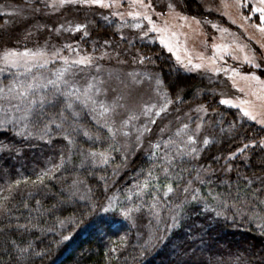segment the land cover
<instances>
[{
	"label": "trees",
	"instance_id": "1",
	"mask_svg": "<svg viewBox=\"0 0 264 264\" xmlns=\"http://www.w3.org/2000/svg\"><path fill=\"white\" fill-rule=\"evenodd\" d=\"M183 3L197 16L191 0ZM110 27L99 24L103 34ZM163 64L165 78L167 72L177 83L189 81L171 93L175 106L195 99L194 91L207 83L205 77L198 80ZM9 75L1 78L2 85ZM63 99L30 112L28 102L0 109V202L6 205L0 212V264H264V150L246 149L245 160L239 154L229 160L230 175L219 173L227 154L264 136L262 126L248 119L238 123L242 113L221 106L212 140L194 165L175 158L166 176L153 167L162 154L150 152L134 158L118 176L114 167L122 165L120 149L107 128L83 101L73 97V108L67 109ZM61 110L66 119L59 116ZM85 130L101 139H88ZM69 134L74 144L64 138ZM90 151L106 153L107 163L99 157L85 160L81 153ZM61 158L62 166L33 186L31 173L49 160L52 170ZM200 166L210 172L200 182L192 180L193 191L185 194ZM149 169L158 179L148 178ZM146 178L150 183L144 188ZM16 180L22 183L10 189ZM166 185L173 189L167 196ZM177 204L182 208L175 209Z\"/></svg>",
	"mask_w": 264,
	"mask_h": 264
},
{
	"label": "rangeland",
	"instance_id": "2",
	"mask_svg": "<svg viewBox=\"0 0 264 264\" xmlns=\"http://www.w3.org/2000/svg\"><path fill=\"white\" fill-rule=\"evenodd\" d=\"M109 2L110 0H105V3ZM169 2H178L176 12L192 17L183 0H151L153 5L151 10L137 8L135 5L130 7V0H119V6L114 5L110 8L79 4L53 7V0H0V57L8 49L16 51L42 49L51 57L44 67L28 69L24 66L11 67L0 60V80L12 72L5 85L0 83V89H4L3 98H0V109L28 102V98H32L31 95L26 98L18 95L23 88L34 81L43 83L42 78H54L53 73L65 68L63 59L51 55L52 52L59 50L60 56L66 57L69 65H72L71 70L76 73L74 79L81 94L87 83L91 82L101 89L99 94L93 90L91 95L94 99L106 104L116 101L124 105V107H116L115 113L110 116L109 122H114V128L120 129L121 122L133 113L140 117L123 129L129 133L128 136L117 131L115 139L112 138L120 149L122 159V165L117 169L114 167L118 176L128 169L134 158L145 156L150 152L163 156L165 142L169 139L179 142L180 138L176 136V132L185 123L189 125V131L195 129L196 124L201 125L197 143L194 145L197 152L191 155H179L176 158H186L194 165L199 161L202 149L206 146L202 142L203 138H207L209 143L212 140L214 126L219 118L217 108L223 106L239 110L237 107L221 104V99H230L234 103L250 100L259 109L262 101L257 99V96L264 95V91H261L262 85L256 81H246L242 77L255 75L264 81V47L261 46L264 45V33H261L257 27L259 14L250 11L248 7L236 8L233 0H224L227 7L222 6L221 0H191V3L195 4L193 13H197L196 19L201 21L199 25L191 20H180L175 14H170L167 8ZM250 2L255 6L258 0H250ZM145 3H148V0H145ZM129 11H148L157 28L164 29L167 25L168 30L152 31L150 30L152 26L147 20L142 17L133 18L128 15ZM245 16L248 19H245ZM77 24H83L86 28L76 31ZM99 24H112L114 28L110 27L108 34H103ZM136 24L140 27H135ZM85 31L87 35L84 34ZM145 32L147 35L144 34ZM162 39L165 43H161ZM166 44L172 46L171 52ZM214 45L227 46L228 50L218 51ZM238 45L244 48L243 52L238 49ZM245 54L249 58L254 56V64L244 60ZM233 55L239 58L233 59ZM81 57H91L92 63L87 67L72 64V61ZM177 57L180 59L177 60ZM212 57H215L214 65L209 64V58ZM189 60L191 63H188ZM163 63L178 69L181 73L193 75L198 80L205 77L208 84L204 82L206 89L204 87L195 90L193 94L195 99L184 106L178 107L172 102L168 105L167 111L159 117L145 116L142 114L145 106L159 107L165 102L163 98L165 93L168 99H171V93L179 89L176 88L177 84L184 85L189 82L188 78H179L177 83V80L175 82L174 78L168 77L167 72L165 78ZM199 63H203L204 67L195 68L194 65ZM256 64L259 67L254 66ZM213 66L221 68L222 71L213 72L211 70ZM78 69L85 70L78 71ZM232 69L240 74L234 77L235 86L233 79L230 78L233 76ZM157 80L161 83L157 84ZM10 87L14 89L11 94L8 92ZM253 92L257 95H252ZM208 96L210 98H207ZM79 101H84L83 95ZM86 105L92 110L93 106L90 102ZM201 106L207 111H197ZM149 118L154 119L156 123L149 124ZM244 118L246 117L243 114L237 117L238 123L248 119ZM226 122L232 125L230 120ZM145 124L152 131L146 133L138 145L135 139L136 130ZM183 139L186 140V137ZM156 143L161 144V149L156 150L152 147ZM170 151L175 152V146ZM234 153L239 154L240 160H245V154L237 153V149L231 151L225 156L219 171L221 175L232 173L228 170L232 168L228 162L234 157ZM49 163L50 160L38 172L36 170L31 173L35 174L29 179L36 180L43 171L49 170L51 167L47 166ZM209 172L208 167L200 166L190 180L200 182ZM198 173L200 179H197ZM185 187L188 188V192L184 191L185 194L191 193L194 188L189 182Z\"/></svg>",
	"mask_w": 264,
	"mask_h": 264
},
{
	"label": "snow or ice",
	"instance_id": "3",
	"mask_svg": "<svg viewBox=\"0 0 264 264\" xmlns=\"http://www.w3.org/2000/svg\"><path fill=\"white\" fill-rule=\"evenodd\" d=\"M233 2H234V6L238 9H243L245 7H248L250 11L257 12L259 14L258 16L259 24L257 25V27L261 33H264V0H258V3L255 6L251 4L250 0H233ZM185 3H187V0H185ZM65 4H79L81 6L99 5L101 7L110 8V7H113L114 5L119 6V0H110L109 3H105V0H53L52 6L55 7L59 5L62 7ZM221 4L222 6L227 7V5L224 4V0H221ZM133 5H135L137 8H142V9H147V10H151L153 8L151 0H148V3H145V0H130L129 6L131 7ZM178 6H179L178 2L176 3L169 2L167 4L169 13L175 14V16L179 18L180 20H184V21L191 20L195 22L196 25H199L201 23V21L196 19L195 16L189 17L186 15H183L180 12H176V8ZM210 10L211 9H209V11ZM113 14L118 15V13H113ZM128 15L133 18L142 17L143 19L147 20L149 25L152 26L150 29L152 31H167L168 30L167 25L165 26L164 29L157 28V26L153 24L151 16L148 15V11H143V12L129 11ZM244 18L248 19L247 16H245ZM232 22L235 23V21H232ZM134 26L140 27L139 24H136ZM213 27H216V25H213ZM84 28H86V26L83 24L75 25L76 31H79ZM222 31L226 32L227 29H222ZM84 34L87 35V32L85 31ZM144 34L147 35V32H145ZM161 43H165V41L162 39ZM165 46L168 47V50L170 52L173 50L170 44H166ZM261 46L264 47V45H261ZM67 47L70 48V46H67ZM214 47H217L218 51L228 50L227 46L214 45ZM237 47L241 52L244 51L243 47L239 45ZM51 55L54 57L63 59L66 67L60 71L53 73L54 78H42L44 80L43 83L39 81H34L32 83H29L27 87L23 88V90L18 94L21 98H26L29 95L32 96V98L28 100L27 111L30 112L37 105H39L40 109H43L46 104L55 106V104L58 102L59 97L64 98L63 101H60V102L63 103L65 108L72 109L73 108V97L75 98V100L79 101L81 100V96L83 95L84 97L83 102H85L86 104L88 102L91 103V105L93 106L92 111L96 113L95 118L97 119V122H101V121L103 122L102 126L107 128L108 133L110 134L111 138L115 139L117 135V131H121L124 136H128L129 133L127 131H123V129L127 128L131 121L138 120L140 119V117L136 115L135 113H133L129 115L127 119L121 122L120 129L114 128L113 127L114 122L113 123L109 122L110 116L113 113H115L116 107H124V105H120L116 101H114L112 104H106L103 101H98L94 99L93 96L91 95L93 90L96 94H99L101 92V89L100 87L97 86V84H94L91 82L87 83L86 87L84 88L83 93L81 94V90L77 86V83L74 79L76 73L71 70L72 65H69L68 59L66 57H61L59 50L52 52ZM50 58L51 57H49L42 49L37 50V51H32L30 49H25L24 51H16L13 49H8L3 53V56L0 57V60H2L6 65L11 66V67L24 66L26 69H28L30 67H44L45 65L49 63ZM238 58L239 57L233 55V59H238ZM179 59L180 58L177 57V60ZM201 59H203V57H201ZM244 60L249 64H254V56L253 58H249V56L245 54ZM91 63H92L91 57H81L77 60L72 61L73 65H84L86 67L90 65ZM188 63H191V60H189ZM214 63H215V57L209 58V64L214 65ZM254 66L259 67L258 64ZM194 67L199 69V68L204 67V64L203 63L195 64ZM84 70L85 69H78V71H84ZM211 70L217 73L222 71L221 68L215 67V66H213ZM223 70L228 71L227 69H223ZM231 71L233 73V76L230 78H232L234 81V77L240 74L236 72L235 69H232ZM242 79L246 81H256L260 83L262 85L261 91H264V81H261L258 76L250 75V76L242 77ZM160 83L161 82L157 80V84H160ZM234 86H235V81H234ZM177 88H179V85H177ZM40 89H44L46 91L41 93ZM33 90L35 91L33 92ZM240 90L243 91V89H240ZM13 91H14L13 88L11 87L8 88V92L10 94ZM3 93H4V89H0V98H3ZM252 95H257V94L253 92ZM177 96H179V92H177ZM163 98L165 102L162 105H160L159 107H157L156 105H152L151 107L145 106L142 110V114L145 116H149V117H151L152 115L159 117L162 113L166 112L168 109V105H170L173 101L171 99H168L166 93L164 94ZM257 99L262 101L261 105L259 106V109H258V106L250 100H242L239 103H234V101L230 99H221L220 103L224 105L239 108L240 112L243 114L244 117L248 118L249 120L256 121L258 124L262 126V129H264V95L257 96ZM153 109H155V111H153ZM197 111L206 112L207 110L204 109L203 106H201L197 109ZM73 115H77V113L73 112ZM59 116L62 119H66V117H64L63 110L59 112ZM258 117L260 118L258 119ZM52 122L55 123V120L53 119ZM148 123L155 124L156 121L154 119L149 118ZM56 126L58 128L62 127L61 124H57ZM188 129H189V125L185 123L182 125L180 129L177 130L176 136L180 138L179 142L177 140H172V139H169L168 141L165 142L164 144L165 152H164V155L160 157V164L153 166V167H160L162 172L166 176L170 173V170L172 169L176 156L191 155L197 152V149L194 145L197 143V137H198V134L200 133L201 125L196 124L195 129H192L191 131H189ZM47 131H48V124H45L44 132L46 133ZM136 131H137V135L135 139H136L137 144L139 145L142 142V138L144 137V135L146 133H150L152 129L148 127L147 124H145L143 125L142 128H138ZM161 131H163V129H161ZM83 135L88 137V139H93V138H95L96 140L101 139L99 135H95V137H93V135L90 134L86 130L83 132ZM183 137H186V140L183 139ZM41 138H43V136H41ZM64 138L68 140L69 144L75 143V141L71 138L70 134L65 135ZM202 142L204 145L209 144V140L207 138H203ZM173 146H175V152L170 151ZM152 147L156 150H159L161 149V144L156 143ZM250 147L252 148L259 147L261 150H264V136H261L259 140L250 139L247 143H243L242 147L237 149V153L246 154L245 150L249 149ZM81 154L84 155L85 160L91 159L93 162H95L97 157H99L100 162L107 163L106 153L104 152L97 153L95 151H90L87 154L83 152ZM235 155L236 153L233 154V156ZM62 163H63V158H61L60 165H55L54 169L49 170V172H45L42 175H38L36 177V181L32 182L33 186H36V182H39L40 184H42L44 181V177L49 176L51 171L58 170L62 166ZM81 163L83 164L84 161H81ZM228 170H231V169L229 168ZM147 176L148 178H151V179H158V177L154 175V172L152 169H149ZM148 178H146L144 182V185H143L144 188H147L149 186L150 180ZM197 179H200L199 173L197 174ZM245 179H247V177H245ZM29 182L30 181L28 180L23 181V183L25 184ZM248 182L249 184L252 183L251 180H249ZM21 183L22 182L20 180H16L13 185H10V189L14 187H18ZM190 183L191 181H189V184ZM166 187H167V191L164 193L165 196H167L168 193L172 192L173 190L171 185H166ZM184 191L188 192V188L185 187ZM196 198H197L196 196H192L193 200H195ZM36 203L39 204L40 202L37 201ZM24 206L27 207V204H25ZM181 208H182L181 204L175 205V209H181ZM5 210H6V205L0 202V212H3ZM177 215H178V212H174V214L172 215L173 224H175L176 222ZM29 224H31V221H29ZM29 224L18 225V226L22 228H27ZM32 226L34 227L35 225H32ZM62 239L68 240L69 237L65 235V236H62ZM13 243H15V241H13ZM26 251H28V249L26 248L21 249V252H26ZM37 255H43V253H37Z\"/></svg>",
	"mask_w": 264,
	"mask_h": 264
}]
</instances>
